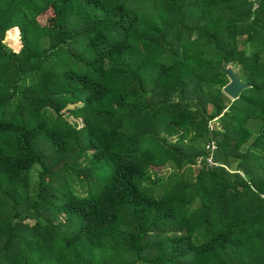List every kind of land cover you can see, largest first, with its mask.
Returning a JSON list of instances; mask_svg holds the SVG:
<instances>
[{
  "label": "trees",
  "instance_id": "obj_1",
  "mask_svg": "<svg viewBox=\"0 0 264 264\" xmlns=\"http://www.w3.org/2000/svg\"><path fill=\"white\" fill-rule=\"evenodd\" d=\"M0 264H264V0H0Z\"/></svg>",
  "mask_w": 264,
  "mask_h": 264
},
{
  "label": "rangeland",
  "instance_id": "obj_2",
  "mask_svg": "<svg viewBox=\"0 0 264 264\" xmlns=\"http://www.w3.org/2000/svg\"><path fill=\"white\" fill-rule=\"evenodd\" d=\"M52 12L51 10L45 12L44 14L40 15L38 17L39 21L41 23H47V22H51V19H52ZM3 42H5V44L7 45V47L9 48H12L13 50L17 51L19 49V31L17 28H10L6 31L5 33V37L3 39ZM70 106H74V105H70ZM69 120L71 121H75V120H79V119H74L72 116H68ZM80 124V122H79ZM210 125L211 126H215L217 127L218 129H222L224 127V123L216 120V118H214L211 122H210ZM210 147L213 149L215 147V144H214V140H212L210 142ZM159 173L161 175H168L171 173V168L170 167H167V166H163L160 170H159ZM187 177V175H185ZM158 189V188H157ZM161 191H157V193H160ZM28 205V202H25L23 206H27ZM24 207V208H25ZM19 210H20V207H17ZM24 208H21L22 210ZM5 214V217L8 216L9 214V211L8 210H4L3 212ZM156 240V239H155Z\"/></svg>",
  "mask_w": 264,
  "mask_h": 264
},
{
  "label": "water",
  "instance_id": "obj_3",
  "mask_svg": "<svg viewBox=\"0 0 264 264\" xmlns=\"http://www.w3.org/2000/svg\"><path fill=\"white\" fill-rule=\"evenodd\" d=\"M221 70L226 74L228 82L223 86L222 91L231 99H236L242 89L248 86V83L243 82L233 70L231 64H221Z\"/></svg>",
  "mask_w": 264,
  "mask_h": 264
},
{
  "label": "built area",
  "instance_id": "obj_4",
  "mask_svg": "<svg viewBox=\"0 0 264 264\" xmlns=\"http://www.w3.org/2000/svg\"><path fill=\"white\" fill-rule=\"evenodd\" d=\"M206 160H207V162H208L210 165H212V164H216L215 161L213 160L212 155H210L209 157H207Z\"/></svg>",
  "mask_w": 264,
  "mask_h": 264
}]
</instances>
